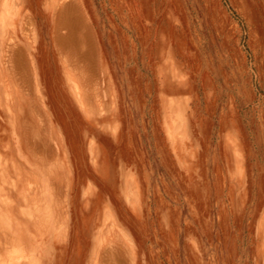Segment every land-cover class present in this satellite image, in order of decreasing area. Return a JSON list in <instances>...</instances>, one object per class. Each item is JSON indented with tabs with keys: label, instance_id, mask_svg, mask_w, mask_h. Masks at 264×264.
Masks as SVG:
<instances>
[{
	"label": "rangeland",
	"instance_id": "rangeland-1",
	"mask_svg": "<svg viewBox=\"0 0 264 264\" xmlns=\"http://www.w3.org/2000/svg\"><path fill=\"white\" fill-rule=\"evenodd\" d=\"M0 264H264V0H0Z\"/></svg>",
	"mask_w": 264,
	"mask_h": 264
},
{
	"label": "bare ground",
	"instance_id": "bare-ground-1",
	"mask_svg": "<svg viewBox=\"0 0 264 264\" xmlns=\"http://www.w3.org/2000/svg\"><path fill=\"white\" fill-rule=\"evenodd\" d=\"M175 114L179 118L183 112V108L181 107V104L179 102H173Z\"/></svg>",
	"mask_w": 264,
	"mask_h": 264
}]
</instances>
